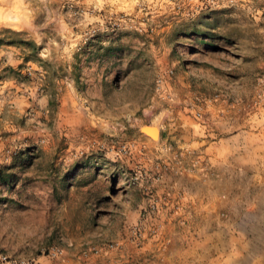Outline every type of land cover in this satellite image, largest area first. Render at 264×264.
I'll return each instance as SVG.
<instances>
[{
    "label": "rangeland",
    "instance_id": "obj_1",
    "mask_svg": "<svg viewBox=\"0 0 264 264\" xmlns=\"http://www.w3.org/2000/svg\"><path fill=\"white\" fill-rule=\"evenodd\" d=\"M0 40L30 136L0 155L1 255L185 264L195 230L200 264H264V0H0Z\"/></svg>",
    "mask_w": 264,
    "mask_h": 264
},
{
    "label": "crops",
    "instance_id": "obj_2",
    "mask_svg": "<svg viewBox=\"0 0 264 264\" xmlns=\"http://www.w3.org/2000/svg\"><path fill=\"white\" fill-rule=\"evenodd\" d=\"M27 64L28 63L24 62L23 58L18 55H12L11 52L7 51H0V94H4V92L7 90V84L11 86L9 88L15 89H18L23 86L19 84L20 82H18L15 77H13V74H21V72L27 70L25 68ZM9 69H11L12 71H10ZM7 72L11 73L10 77L3 78L4 75L6 77ZM42 73L45 74L46 71H42ZM49 92L51 93V89L47 91V93ZM72 97L73 100L77 102L79 101V97L76 93H73ZM27 99L28 98H24L21 96H15L11 102L5 104V107L3 102L0 101V155L3 149H13L15 140L25 141L26 137L30 138V136L26 135L27 127H25V124L27 122L19 119V114H21L26 109V106L29 104ZM37 102L41 110L38 112V116L40 117L42 115H46L49 110L47 109V96L41 97L39 100H37ZM36 123H39V121H37ZM43 132V129H36L32 137H44V135L42 134ZM197 233L198 232L194 230L192 233L193 236L191 234V238L189 237V240H191L192 242L191 247L187 249L188 259H186L185 264H200V257L197 250L199 246L197 242L198 238L194 236ZM39 259L40 258L36 259L39 264H55V262L52 261L45 262ZM167 264L169 263L167 262Z\"/></svg>",
    "mask_w": 264,
    "mask_h": 264
},
{
    "label": "built area",
    "instance_id": "obj_3",
    "mask_svg": "<svg viewBox=\"0 0 264 264\" xmlns=\"http://www.w3.org/2000/svg\"><path fill=\"white\" fill-rule=\"evenodd\" d=\"M46 257L49 259L58 258L61 255L59 248L51 247L46 250ZM0 264H39L35 259L24 257H8L0 254Z\"/></svg>",
    "mask_w": 264,
    "mask_h": 264
},
{
    "label": "trees",
    "instance_id": "obj_4",
    "mask_svg": "<svg viewBox=\"0 0 264 264\" xmlns=\"http://www.w3.org/2000/svg\"><path fill=\"white\" fill-rule=\"evenodd\" d=\"M11 35L14 36H19L18 33H14V32H10ZM15 43L12 42H4L0 40V46L5 45V46H12ZM17 46H25L27 49H29L30 53H34V46L31 42H27V41H18V43L16 44ZM99 49H102L104 52H110V48L109 47H101ZM24 62H27V59H23ZM10 71H12L11 69H9ZM11 174L10 173H5L4 171H2V169H0V183L7 185L10 182V178H11Z\"/></svg>",
    "mask_w": 264,
    "mask_h": 264
},
{
    "label": "bare ground",
    "instance_id": "obj_5",
    "mask_svg": "<svg viewBox=\"0 0 264 264\" xmlns=\"http://www.w3.org/2000/svg\"><path fill=\"white\" fill-rule=\"evenodd\" d=\"M148 130L151 133L152 139L155 141L157 139V135H158V128H156V127H149Z\"/></svg>",
    "mask_w": 264,
    "mask_h": 264
},
{
    "label": "water",
    "instance_id": "obj_6",
    "mask_svg": "<svg viewBox=\"0 0 264 264\" xmlns=\"http://www.w3.org/2000/svg\"><path fill=\"white\" fill-rule=\"evenodd\" d=\"M143 137H144L145 139H148V138H147L146 136H144V135H143ZM157 137H158V135H157ZM149 141H150V140H149Z\"/></svg>",
    "mask_w": 264,
    "mask_h": 264
}]
</instances>
